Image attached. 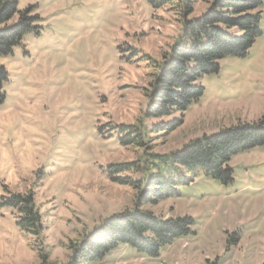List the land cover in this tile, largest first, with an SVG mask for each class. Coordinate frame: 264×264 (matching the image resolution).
Here are the masks:
<instances>
[{"label": "rangeland", "instance_id": "rangeland-1", "mask_svg": "<svg viewBox=\"0 0 264 264\" xmlns=\"http://www.w3.org/2000/svg\"><path fill=\"white\" fill-rule=\"evenodd\" d=\"M173 0L154 8L150 0H19L36 6L41 34H27L12 54L0 56L9 80L0 104V264H67L72 242L106 218L132 211L137 190L113 178L148 182L168 173L154 157L176 153L190 141L264 114V34L246 58L227 57L219 73L201 80L203 97L170 134L148 119L156 65L183 34L186 19L200 17ZM260 29L264 33V5ZM139 126L144 146L124 145ZM118 126V127H117ZM102 128V131H101ZM130 165L112 174L114 165ZM234 181L223 185L200 170L179 196L146 205L163 219L189 216L196 236L177 239L149 258L121 245L93 264H264V145L234 156ZM192 176L191 174L187 175ZM35 194L41 236L23 230L12 194Z\"/></svg>", "mask_w": 264, "mask_h": 264}, {"label": "trees", "instance_id": "trees-1", "mask_svg": "<svg viewBox=\"0 0 264 264\" xmlns=\"http://www.w3.org/2000/svg\"><path fill=\"white\" fill-rule=\"evenodd\" d=\"M173 0H150L154 8H160ZM185 13L194 12L197 0H184ZM264 0H212L208 9L198 18L186 19L178 41L156 65L153 75L150 103L146 118L165 119L176 113L180 120L161 122L155 131L165 134L178 129L184 123L185 112L199 101L205 88L201 80L217 74L221 61L227 57L246 58L256 40L264 33L260 29ZM41 17L36 6L20 10L19 0H0V56L13 53L27 34H41ZM9 73L0 64V104L6 99L4 84ZM118 127V126H117ZM126 131L124 145L144 146V134L139 126H119ZM102 131V128H101ZM264 145V114L252 123H238L219 132L204 135L190 141L176 153L158 155L168 173L158 172L143 185V181L131 178H113L120 184L133 185L137 190L135 207L106 218L92 232L70 246L71 258L67 264H93L102 262L107 255L128 245L149 258L161 256L163 248L177 239L196 236L195 221L189 216L163 219L145 210L146 205H157L163 200L179 196L177 187L190 185L202 170L223 185L234 181L231 159L243 152ZM130 165L111 166L112 174L120 173ZM188 177V174H191ZM3 204L17 208L19 225L28 232L41 236L44 227L35 205V194H12L3 198ZM41 264H58L42 253Z\"/></svg>", "mask_w": 264, "mask_h": 264}]
</instances>
